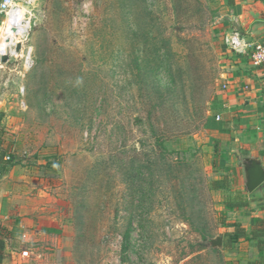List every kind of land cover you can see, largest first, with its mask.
I'll return each instance as SVG.
<instances>
[{
    "label": "rangeland",
    "instance_id": "obj_1",
    "mask_svg": "<svg viewBox=\"0 0 264 264\" xmlns=\"http://www.w3.org/2000/svg\"><path fill=\"white\" fill-rule=\"evenodd\" d=\"M219 4L13 0L27 33L0 62V132L65 217L75 264H225L203 238H226L224 204L247 192L218 138L235 118ZM7 27L0 13V46Z\"/></svg>",
    "mask_w": 264,
    "mask_h": 264
},
{
    "label": "crops",
    "instance_id": "obj_2",
    "mask_svg": "<svg viewBox=\"0 0 264 264\" xmlns=\"http://www.w3.org/2000/svg\"><path fill=\"white\" fill-rule=\"evenodd\" d=\"M218 1L227 12L224 31L227 26L233 27L248 40L264 44V0L236 1L233 5L227 0ZM4 33L5 38L6 29ZM4 38L3 45L7 46ZM223 58L227 79L225 88L230 101L228 108L231 118L235 117L227 124V130L219 133L218 138L224 142V155H228L226 159L232 164L236 157L238 161L240 158H257L264 169V69L253 67L247 56L224 53ZM1 119L0 112V123ZM0 138L6 140L1 132ZM7 144L6 152L10 154V142ZM239 153L243 154L238 158ZM24 171L14 164L0 166V227L5 230L4 241L8 237L9 241H15L12 246L5 243L0 264H60L62 261V264H75L72 235L65 217L40 187L39 180L27 178ZM245 199L247 207L228 210V214L233 216L232 222L239 224L249 236L253 220L264 218V210H261L264 183L253 193H247ZM233 227L227 232H232ZM221 236L222 247L218 250L224 254L225 264H247L258 258L256 240L240 238L226 249V238ZM50 240L54 242L51 243L53 248H39Z\"/></svg>",
    "mask_w": 264,
    "mask_h": 264
},
{
    "label": "trees",
    "instance_id": "obj_3",
    "mask_svg": "<svg viewBox=\"0 0 264 264\" xmlns=\"http://www.w3.org/2000/svg\"><path fill=\"white\" fill-rule=\"evenodd\" d=\"M236 1H245V0H227L228 4L233 5ZM263 1V0H262ZM258 68H263L264 66H260ZM8 141L3 140L0 138V166L1 167H8L14 164V158L7 154L6 147H8ZM216 155L219 154L218 150L215 151ZM8 157L9 159L6 160L5 158ZM211 189L214 190H224L227 188L225 181H212L210 183ZM248 206V202L246 199H242V197L238 194V197L231 199L228 203L224 204V207L229 210H237L240 208H244ZM264 210V206L261 208ZM5 230L0 227V258L3 254L4 247H5ZM226 242L225 248H229V244L235 243L240 238H247L248 240H256L257 241V252L258 258L249 261L247 264H264V218L254 219L251 225V231L249 236L246 232L240 228L239 224H234L233 231L226 233ZM204 237V235L202 236ZM207 240V237L203 238ZM228 245V247H227ZM206 246V245H205ZM201 247H204L202 244Z\"/></svg>",
    "mask_w": 264,
    "mask_h": 264
},
{
    "label": "built area",
    "instance_id": "obj_4",
    "mask_svg": "<svg viewBox=\"0 0 264 264\" xmlns=\"http://www.w3.org/2000/svg\"><path fill=\"white\" fill-rule=\"evenodd\" d=\"M14 8L13 0H0V13H7ZM223 45L233 55L247 56L253 67L264 66V44L248 40L240 31L232 29L223 36ZM219 120V117H216ZM6 160L9 158L6 157Z\"/></svg>",
    "mask_w": 264,
    "mask_h": 264
},
{
    "label": "water",
    "instance_id": "obj_5",
    "mask_svg": "<svg viewBox=\"0 0 264 264\" xmlns=\"http://www.w3.org/2000/svg\"><path fill=\"white\" fill-rule=\"evenodd\" d=\"M21 50V45L17 44L15 46V53H19ZM8 60V55H1L0 62L6 63ZM240 165L244 172V188L245 191L250 194L253 193L257 188H259L264 183V169L261 166L260 161L257 158H243L239 160ZM222 236L217 235L206 240L208 248L211 250L220 249L222 247Z\"/></svg>",
    "mask_w": 264,
    "mask_h": 264
},
{
    "label": "bare ground",
    "instance_id": "obj_6",
    "mask_svg": "<svg viewBox=\"0 0 264 264\" xmlns=\"http://www.w3.org/2000/svg\"><path fill=\"white\" fill-rule=\"evenodd\" d=\"M7 15L9 16V20H8V27L6 30V37L4 38V40L6 42H8L10 44V47H5L4 45L0 46V56L1 55H13L16 54L15 53V46H16V40L13 37H9L12 36L13 34H15L16 32H20L17 33L16 35L20 34V37L22 38L26 33L27 30L25 29L26 26L24 24V21L22 20V15L21 12L18 10H15L14 8H12Z\"/></svg>",
    "mask_w": 264,
    "mask_h": 264
}]
</instances>
